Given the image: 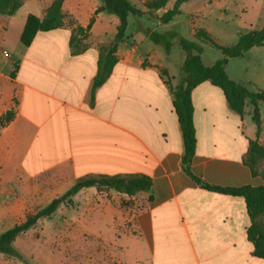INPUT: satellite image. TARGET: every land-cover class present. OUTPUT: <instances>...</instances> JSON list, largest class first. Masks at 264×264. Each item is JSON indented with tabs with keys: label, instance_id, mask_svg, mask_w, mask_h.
Returning a JSON list of instances; mask_svg holds the SVG:
<instances>
[{
	"label": "crops",
	"instance_id": "0c3cea01",
	"mask_svg": "<svg viewBox=\"0 0 264 264\" xmlns=\"http://www.w3.org/2000/svg\"><path fill=\"white\" fill-rule=\"evenodd\" d=\"M53 1L24 0L14 15L0 19V26L2 21L7 26L0 47L11 55L0 51V116L15 108L14 119L0 129V225L14 221L1 232L23 222L45 197H59L80 179L147 176L152 181L149 191L123 194L129 199L140 195L143 203L133 216L134 231L121 241L117 264H264L253 255L248 240L244 198L204 189L184 171L171 87L183 76L186 53L174 44L167 54L147 36L148 31H176L185 37L188 22L194 38L198 29L212 35L210 28L194 24L203 8L187 11L188 20L183 19L186 1L167 24L159 18L177 0L172 7L168 2L156 12L130 16L118 61L92 101L99 48L115 41L119 20L95 14L100 0H65V25L38 31L25 46L21 34L28 16L43 19ZM130 1L145 11L141 0ZM201 2L204 8L209 5ZM92 18L87 46L76 53L69 44L71 22L87 27ZM206 45L201 58L212 66L222 58L206 63ZM229 62L230 58L227 74L244 85L235 67L237 78L231 76ZM192 101L197 139L193 174L219 187L263 186L264 179L244 163L249 142L257 139L252 105L246 102L243 116L235 113L223 91L210 81L194 88ZM258 141L262 144V131ZM63 242L58 249L59 244L47 241L43 258L40 252L32 256L14 247L32 256V264H85L84 253L64 252ZM0 264L24 263L0 253Z\"/></svg>",
	"mask_w": 264,
	"mask_h": 264
},
{
	"label": "trees",
	"instance_id": "16d2710c",
	"mask_svg": "<svg viewBox=\"0 0 264 264\" xmlns=\"http://www.w3.org/2000/svg\"><path fill=\"white\" fill-rule=\"evenodd\" d=\"M65 0H54L47 9L43 19L29 15L21 34V42L29 46L38 31H50L61 28L65 25L62 6ZM145 11L135 7L130 0H100L101 6L95 14L107 13L115 15L119 24L115 41L110 45H103L99 48L98 71L93 81L91 92L92 101L95 91L102 86L111 74L116 65L118 46L124 42L128 31V19L130 16H141L146 13H153L167 6L170 0H141ZM188 0H177L173 8L167 10L160 18V22L167 24L174 17L180 14V6ZM23 0H0V14L5 16L14 15L22 6ZM95 19H91L87 27H82L72 22V34L70 47L76 53L82 52L87 45H83L88 37ZM147 36L156 45L163 46L169 54L174 44L179 45L186 53L182 64L183 76L180 82L171 87L173 96L172 105L178 118L182 132L184 152L182 166L200 187L217 193L239 196L246 202L247 213L250 224L247 228L248 240L253 244V255L264 259V185L259 187H219L204 182L193 174L191 162L196 150V129L194 126V105L192 92L199 84L210 81L220 88L225 96L229 108L235 113L243 116L245 105L248 101L253 107V121L257 127V139L249 142V148L244 163L248 165L254 175H260L257 168L260 160L264 158V146L258 141L261 134L260 105L264 106V92L251 91L244 85L232 80L226 71V64L229 58H238L255 46L264 47V26L257 31L240 35L237 43L233 46H222L218 44L205 29H198L195 33L196 41L183 37L179 32L168 31L165 33L148 31ZM209 44L220 50L224 58L218 60L212 66H206L201 58L204 51L203 44ZM16 69V68H15ZM14 69V71H15ZM14 73V72H13ZM13 73L11 76L13 77ZM161 74L167 77V71L161 69ZM165 82L169 84V80ZM15 117V108L12 107L0 116V129L6 127ZM261 176V175H260ZM152 181L147 176H100L87 177L76 181L64 194L54 198L48 205L37 212L30 214L26 219L14 227L0 232V253L14 257L24 264H30L25 257L16 250L13 243L22 234L26 233L37 225L43 218H51L61 205L72 206L73 197L82 189L95 187L97 189L114 190L121 194L133 196L138 192H145L151 189ZM117 264V263H116Z\"/></svg>",
	"mask_w": 264,
	"mask_h": 264
},
{
	"label": "rangeland",
	"instance_id": "374dc122",
	"mask_svg": "<svg viewBox=\"0 0 264 264\" xmlns=\"http://www.w3.org/2000/svg\"><path fill=\"white\" fill-rule=\"evenodd\" d=\"M201 1L188 0L183 6L184 12L181 17L188 20L187 11L203 8L200 17L195 20L194 24L199 28L202 26L210 28L212 38L222 46H233L237 43L240 35L260 30L264 26V0H204L209 4L205 5V8ZM173 2L174 0L169 1V7H172ZM0 19L6 21L7 17L0 14ZM190 25L188 22L183 33L187 39L195 41L193 35L190 34ZM5 30H7V26L2 21L0 36ZM8 31L10 32V28ZM2 44L6 47V43ZM83 45H86V41L83 42ZM206 46V63L213 62L214 58L224 57L220 50L208 43ZM159 49L163 50L161 47ZM233 67H235V71L238 70L241 82L249 90L264 92L263 46L252 47L243 56L230 58L229 72L231 76L237 78L236 73L232 71ZM260 109L262 145L264 146V106H261ZM257 170L264 179V158L260 160ZM52 200L51 197H45L33 212L45 207ZM73 202L72 206L61 205L51 218L39 220L35 227L21 236L17 240L18 242L16 241L13 245L17 249H24L32 256L36 252H40L41 258H43L47 241L59 244L63 240L65 243L64 252L70 254L83 252L85 264H93L96 260H98V264H116L123 249L121 241L134 231L133 216L136 209L142 205L143 199L140 195L129 199L121 193L108 189L85 188L73 197ZM129 206H132L133 209L130 210ZM1 208L0 205V214ZM17 217L21 218L22 215ZM12 222L14 221L0 225V232ZM55 248L61 249L60 244ZM32 256H24L30 264H32L30 259Z\"/></svg>",
	"mask_w": 264,
	"mask_h": 264
},
{
	"label": "built area",
	"instance_id": "2783aa9c",
	"mask_svg": "<svg viewBox=\"0 0 264 264\" xmlns=\"http://www.w3.org/2000/svg\"><path fill=\"white\" fill-rule=\"evenodd\" d=\"M0 49H1V52L6 56V57H10L11 55H10V53H9V51L7 50V49H4L3 47H0Z\"/></svg>",
	"mask_w": 264,
	"mask_h": 264
}]
</instances>
